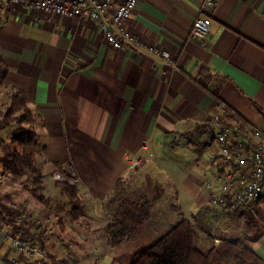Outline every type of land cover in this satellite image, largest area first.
<instances>
[{
  "label": "crops",
  "instance_id": "1",
  "mask_svg": "<svg viewBox=\"0 0 264 264\" xmlns=\"http://www.w3.org/2000/svg\"><path fill=\"white\" fill-rule=\"evenodd\" d=\"M0 1V67L8 69L4 82L22 90L36 114L33 127L44 148L40 162L46 176L60 173L75 181L86 218L96 217L118 179L129 174L131 181L146 183L150 197L155 188L162 194L150 221L112 248L118 257L149 247L187 219L201 250L232 242L264 260V229L245 232L248 225L235 221L236 210L212 205L204 189L222 170L210 161L217 142L208 122L218 100L264 129L257 109L264 112V0H214L202 13L197 0H140L129 30L170 52L175 69L148 54L113 49L91 20ZM200 14L212 21L204 39L190 36ZM231 120L250 137L240 121ZM0 145L8 157L11 146L3 140ZM70 165L75 177L67 174ZM43 212L35 210L31 219ZM14 228L4 230L28 236ZM29 230L41 232L35 224ZM88 233H81L83 245L75 242L77 250L69 254L51 238L48 253L68 264L78 259L91 264L82 250ZM16 256L9 242L0 241V264Z\"/></svg>",
  "mask_w": 264,
  "mask_h": 264
},
{
  "label": "built area",
  "instance_id": "2",
  "mask_svg": "<svg viewBox=\"0 0 264 264\" xmlns=\"http://www.w3.org/2000/svg\"><path fill=\"white\" fill-rule=\"evenodd\" d=\"M200 12L206 6L212 5L214 0H197ZM140 0H121L118 5L113 0H10L13 5L20 4L34 11H43L47 14L63 18L87 19L97 23L100 33L115 50H130L140 55H151L157 63L164 64L171 69L176 68V60L167 50L148 45L132 33L128 23L132 13L136 10ZM212 21L209 17L200 14L195 18L190 36L204 39L211 31ZM232 118L243 125L250 133L245 138L232 123ZM208 126L215 134L216 146L210 154V161L222 170L213 174V179L206 182L204 189L207 199L214 206L234 211L247 207L257 201L264 194V129L248 124L241 120L229 106L218 100L217 107L211 116ZM68 176L75 177L76 172L72 165L67 168ZM54 180L71 181L65 175L55 173ZM23 214L16 220L22 223L26 218ZM96 221H103L97 226L94 219H80L78 229H85L95 234L107 245L103 237L104 227L112 219V214L103 206L97 209ZM38 227L42 226L44 219L36 218ZM50 219L45 220V222ZM0 241L9 242L12 250L17 254L8 264H65L57 258L51 257L44 248L33 241L30 236H18L13 232H6L0 221ZM218 243V242H216ZM95 264L107 257L106 250L92 245ZM75 264H81L79 261Z\"/></svg>",
  "mask_w": 264,
  "mask_h": 264
},
{
  "label": "trees",
  "instance_id": "3",
  "mask_svg": "<svg viewBox=\"0 0 264 264\" xmlns=\"http://www.w3.org/2000/svg\"><path fill=\"white\" fill-rule=\"evenodd\" d=\"M1 6L0 1V8ZM7 73L6 67H0V82L5 81ZM200 83L203 85L202 81ZM216 93L215 91L213 94ZM6 96L9 102L5 109L0 107V125L15 127L8 141L12 153L2 158V172L21 180L22 191L33 200L38 209L52 211V199L45 194L47 176L38 163L44 148L33 127L36 114L30 108L27 96L22 90L10 87ZM257 109L264 114L261 109ZM132 178V174L119 178L114 192L105 203L104 209L112 214V219L104 227L103 237L111 248L121 246L150 221L155 205L162 196L155 188L154 195L150 197L146 183L137 179L131 181ZM55 184L71 205V220L78 223L84 207L79 186L71 181L56 180ZM263 197L264 195L257 201H261ZM2 200L0 197V201ZM15 214L17 213H12V220L9 221L1 211L0 221L8 227H15L16 233H28L48 253L47 242L53 236L43 232L32 233L29 227L36 221L31 219V215L27 214L22 223L17 224ZM57 222L62 231H65L63 221L58 219ZM79 237L82 239V236ZM110 264H264V260L253 250L232 242H222L201 250L197 245L193 224L183 219L152 245L136 252L129 263L112 260Z\"/></svg>",
  "mask_w": 264,
  "mask_h": 264
},
{
  "label": "rangeland",
  "instance_id": "4",
  "mask_svg": "<svg viewBox=\"0 0 264 264\" xmlns=\"http://www.w3.org/2000/svg\"><path fill=\"white\" fill-rule=\"evenodd\" d=\"M9 85H7L5 82H0V107L5 109L9 99L6 96V93L8 90H10ZM2 127V125H1ZM14 125L12 126H6L2 127L0 129V142L3 140L5 142H8L10 139V135L14 129ZM5 156L3 155V151L1 152V145H0V170H2V165H1V160ZM40 166H42L40 160L38 161ZM52 169L51 167L45 168V172L48 173V171ZM1 174V173H0ZM4 176H0V197H2V208H3V213L5 217L11 216L13 212H16L15 214V219H19L22 217L23 214H33L35 210H38V207L34 204L33 200H31L28 195L22 191L21 189V180L17 179L16 177L6 174ZM45 194L52 199V211L47 214L48 211H44L43 214H37L36 218L44 219L42 226L38 227L35 223V226L38 228L39 231L43 232L46 235H52L54 240L57 241L58 247L60 249H66L67 253L69 254L70 251H76L77 248H74L76 245L75 242H81L82 240L79 236H81V233H84L85 229H78L77 228V223L73 222L71 220V217L69 215V211L71 209V205L67 198L62 194L61 190L56 186L55 180L48 175L45 178ZM157 192H159V189L156 188ZM264 195V194H263ZM7 197V198H6ZM236 217L235 221L238 223H244L247 226V229H245V232H256V231H261L264 229V197L261 201H254L247 207L239 208L235 212ZM86 217H81L80 219H85ZM95 218H86L87 220L89 219H94L95 221L97 220ZM50 219V221L45 222V220ZM58 219H61L63 221V225L65 227V231H62L59 223L57 222ZM2 223V222H1ZM76 224V225H75ZM95 224L97 226L102 225L103 221H96ZM3 227H5V224L2 223ZM77 228L78 234L74 232V228ZM87 232V231H86ZM89 234V233H88ZM55 235V236H54ZM87 244H84L83 246V251L87 252L90 257H92V263L95 264V256L96 252L94 253L92 249V245L97 246L101 249L106 250L107 257L101 259L98 264H110L112 260H116L117 262L120 260L123 261V263H129L127 258H124L126 256H134V253L137 251L135 250H130L127 252L125 255L118 254V252L114 251L111 247H106L105 243L102 239H99L95 236V234L90 233L87 235ZM83 245V244H82ZM74 251V252H75ZM86 253V254H87ZM84 254V253H83ZM124 258V259H123ZM60 261L63 259L61 257H57ZM62 259V260H61ZM79 261V259H78ZM65 264L66 263L64 260L62 261ZM73 264V263H69ZM75 264V262H74ZM84 264V263H81Z\"/></svg>",
  "mask_w": 264,
  "mask_h": 264
}]
</instances>
